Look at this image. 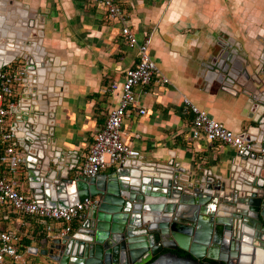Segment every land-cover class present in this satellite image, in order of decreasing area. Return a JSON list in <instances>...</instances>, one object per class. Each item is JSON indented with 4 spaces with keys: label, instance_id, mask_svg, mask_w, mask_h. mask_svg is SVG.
<instances>
[{
    "label": "water",
    "instance_id": "water-1",
    "mask_svg": "<svg viewBox=\"0 0 264 264\" xmlns=\"http://www.w3.org/2000/svg\"><path fill=\"white\" fill-rule=\"evenodd\" d=\"M40 30L31 12L0 0V69H24L11 128L24 152L27 193L47 208L98 201L70 234L27 247L33 257L25 264H264V40L253 66L233 43L225 64L208 67L222 90L245 97L254 117L240 133L254 150L234 153L223 174L180 168L170 154L87 178L53 137L62 65L41 47Z\"/></svg>",
    "mask_w": 264,
    "mask_h": 264
},
{
    "label": "crops",
    "instance_id": "crops-1",
    "mask_svg": "<svg viewBox=\"0 0 264 264\" xmlns=\"http://www.w3.org/2000/svg\"><path fill=\"white\" fill-rule=\"evenodd\" d=\"M8 1L31 12L41 24V47L62 65L58 77L64 89L53 115V137L57 146L73 152L80 162L89 136L115 107L124 74L137 63L136 52L127 48L119 24L110 21L95 0ZM117 1L128 30L138 41L149 38L147 53L158 71L148 86L134 88L135 103L130 117L122 121L121 140L138 151L143 161L165 160L171 154L180 168L223 174L234 150L192 139V116L183 111L182 100L186 98L233 133L239 134L251 122L254 115L245 108V97L222 90L215 82L217 74L208 67L225 64L233 43L251 66L256 64L264 40V0ZM19 89L14 92L16 100ZM12 122L13 117L7 119L8 124ZM4 173L0 166V175ZM25 176V171L18 175V189L28 195ZM43 227L8 205L0 207V228L25 235L22 239L28 247H41Z\"/></svg>",
    "mask_w": 264,
    "mask_h": 264
},
{
    "label": "built area",
    "instance_id": "built-area-1",
    "mask_svg": "<svg viewBox=\"0 0 264 264\" xmlns=\"http://www.w3.org/2000/svg\"><path fill=\"white\" fill-rule=\"evenodd\" d=\"M110 21L120 26L124 44L136 52L137 63L128 69L118 87L117 102L111 109L101 127L93 132L90 144L82 161H78L75 170L84 177H94L100 172L123 165L129 159H135L140 153L121 140L122 121L130 117L131 107L135 103L134 88H145L158 77V71L150 60L147 48L149 38L138 41L126 27L125 16L117 0H95ZM24 76L21 66L0 69V166L5 173L0 175V207L8 205L14 212L44 224L43 237L50 239L69 234L73 224L78 222L81 214L97 204L96 197L84 198L82 201L66 208H47L36 204L30 195L18 189V175L24 171V152L19 147L20 140L7 119L16 111L15 90L20 88ZM160 77V76H159ZM160 82L166 80L160 77ZM182 109L191 114L189 134L194 140L203 139L208 143L216 142L228 146L235 154L252 151L255 147L241 133H233L219 122L210 119L205 111L196 108L186 98L182 100ZM138 110V114H143ZM263 153V149H258ZM52 224L59 226L54 230ZM18 233L7 232L0 228V264H25L18 246L22 238ZM25 238V237H24Z\"/></svg>",
    "mask_w": 264,
    "mask_h": 264
},
{
    "label": "rangeland",
    "instance_id": "rangeland-1",
    "mask_svg": "<svg viewBox=\"0 0 264 264\" xmlns=\"http://www.w3.org/2000/svg\"><path fill=\"white\" fill-rule=\"evenodd\" d=\"M222 3H225V2H222ZM226 3H228V4H233V2H226ZM237 44V43H236ZM132 52L133 51H135L134 49H130ZM241 96H243L242 94H240ZM240 101L241 102H243V99H240ZM57 112H58V110H57ZM19 188V187H18ZM21 257H22V260H25V262L29 259V258H31V257H33V256H30V255H28L26 252H21Z\"/></svg>",
    "mask_w": 264,
    "mask_h": 264
},
{
    "label": "trees",
    "instance_id": "trees-1",
    "mask_svg": "<svg viewBox=\"0 0 264 264\" xmlns=\"http://www.w3.org/2000/svg\"><path fill=\"white\" fill-rule=\"evenodd\" d=\"M2 148L0 146V152H1ZM28 247L27 241H24V239L21 240L20 245L18 246V248L23 251L24 248ZM182 252V251H181ZM185 253V252H183ZM186 254V253H185Z\"/></svg>",
    "mask_w": 264,
    "mask_h": 264
},
{
    "label": "flooded vegetation",
    "instance_id": "flooded-vegetation-1",
    "mask_svg": "<svg viewBox=\"0 0 264 264\" xmlns=\"http://www.w3.org/2000/svg\"><path fill=\"white\" fill-rule=\"evenodd\" d=\"M176 251H178V249H177ZM179 251H180V250H179ZM202 263H205V264H215V263H213V262H211V261H208V260H206V259H204V260L202 261Z\"/></svg>",
    "mask_w": 264,
    "mask_h": 264
}]
</instances>
